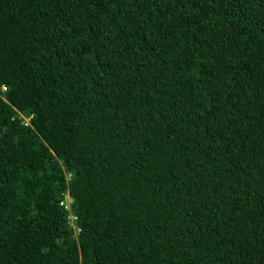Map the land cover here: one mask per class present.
Listing matches in <instances>:
<instances>
[{
  "label": "trees",
  "instance_id": "16d2710c",
  "mask_svg": "<svg viewBox=\"0 0 264 264\" xmlns=\"http://www.w3.org/2000/svg\"><path fill=\"white\" fill-rule=\"evenodd\" d=\"M147 260L264 264V0H0V264Z\"/></svg>",
  "mask_w": 264,
  "mask_h": 264
},
{
  "label": "clouds",
  "instance_id": "9594fccd",
  "mask_svg": "<svg viewBox=\"0 0 264 264\" xmlns=\"http://www.w3.org/2000/svg\"><path fill=\"white\" fill-rule=\"evenodd\" d=\"M26 120H27V118H26ZM28 120H29V116H28ZM28 120H27V121H28ZM66 204H67V206H68V204H69V201H67V202H66ZM143 264H152V263H151L150 261H148V260H147V261H146V262H144Z\"/></svg>",
  "mask_w": 264,
  "mask_h": 264
}]
</instances>
